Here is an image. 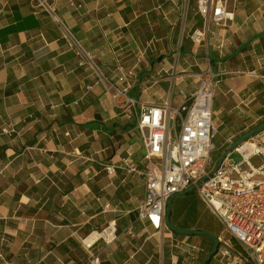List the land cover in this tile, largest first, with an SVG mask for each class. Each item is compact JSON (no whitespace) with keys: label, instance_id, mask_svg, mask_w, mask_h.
<instances>
[{"label":"crops","instance_id":"crops-1","mask_svg":"<svg viewBox=\"0 0 264 264\" xmlns=\"http://www.w3.org/2000/svg\"><path fill=\"white\" fill-rule=\"evenodd\" d=\"M54 5L60 21L30 0H0V264H205L210 236L172 229L181 211L168 204L164 226L140 220L143 176L105 167L131 153L148 170L136 106L176 107L201 76L216 80L222 150L264 125V0H238L233 21L195 41L204 24L195 0ZM61 22L104 79L79 65ZM122 75L136 105L120 110L106 88L124 87ZM109 222L114 240H89ZM207 264L235 262L215 254Z\"/></svg>","mask_w":264,"mask_h":264},{"label":"built area","instance_id":"built-area-1","mask_svg":"<svg viewBox=\"0 0 264 264\" xmlns=\"http://www.w3.org/2000/svg\"><path fill=\"white\" fill-rule=\"evenodd\" d=\"M197 12L203 16L204 24L195 31L192 39L200 40L209 31L211 23L225 27L233 21V8L238 0H195ZM55 0H30L33 7H41L56 21ZM62 25V35L67 48L75 52L79 65L91 67L101 79L104 76L93 56L84 49L80 40L69 27ZM124 87L112 85L113 105L117 109L135 106L127 91L130 83L125 75L121 78ZM216 80L201 76L196 90L184 95L181 103L172 107L163 104L138 103L136 106V127L142 140L144 160L148 170L140 169L127 153L115 168L143 176V201L138 207L140 220H157L164 226L166 205L170 198L187 191H195L202 201L215 213L223 228L217 236L218 248L215 254L232 257L235 264H264V130L235 147L223 159L216 170L211 169V154L214 136L217 132L213 111ZM90 88L89 86L86 87ZM123 96V101L116 99ZM259 139V140H258ZM232 143V140H228ZM232 152L241 155L238 162L229 156ZM252 158H259L258 167L251 164ZM109 243L116 238L114 224L93 232ZM82 243L91 247L90 242Z\"/></svg>","mask_w":264,"mask_h":264},{"label":"rangeland","instance_id":"rangeland-1","mask_svg":"<svg viewBox=\"0 0 264 264\" xmlns=\"http://www.w3.org/2000/svg\"><path fill=\"white\" fill-rule=\"evenodd\" d=\"M221 130L222 128H217L218 132H216L213 139L215 148H213L211 154L210 171H213L215 165L222 158L224 151L227 149L226 148L225 150H222V148L219 147L222 140L220 134ZM142 153L143 150L141 149L139 154L143 155ZM229 157L235 162H238L241 159V155L237 152H232ZM250 162L252 165L258 167V165L261 163V160L259 158H252ZM170 207H172L173 210L179 209L181 211L180 220L182 223L174 225V215H172V220H170L171 227L174 229H178L180 231H189L191 228H193V231L202 232L210 237H216L223 231L224 227L222 226L216 214L212 213L211 209L202 202L201 198L198 197L195 191L183 192L182 194L172 196L169 202V209ZM189 224L193 225V227H190ZM207 236L204 238H208Z\"/></svg>","mask_w":264,"mask_h":264},{"label":"water","instance_id":"water-1","mask_svg":"<svg viewBox=\"0 0 264 264\" xmlns=\"http://www.w3.org/2000/svg\"><path fill=\"white\" fill-rule=\"evenodd\" d=\"M262 130H264V125H261V126H259V127H257V129H255V130H252V131H250V132H248V133H246L245 135H243V137L240 139V140H238L237 142H235L234 144H232L231 146H229L228 147V149L225 151V153L223 154V156H222V158L218 161V163L215 165V168L213 169V170H216L217 168H218V166L220 165V163L223 161V159H225L227 156H228V154L235 148V147H238V146H240L245 140H247V139H249V138H251L253 135H255V134H257L258 132H260V131H262ZM170 201V200H169ZM168 204V206H167V212H168V210H169V202L167 203ZM172 229H174V228H172ZM176 232H178V233H182V234H191L192 232H190V231H180V230H178V229H174ZM200 233H202V232H197V234H200ZM211 238V240H212V243H213V248H212V250H211V252H210V255L207 257V259H210V257L211 256H213V255H215V253H216V251H217V248H218V245H219V243H218V238L217 237H210Z\"/></svg>","mask_w":264,"mask_h":264},{"label":"bare ground","instance_id":"bare-ground-1","mask_svg":"<svg viewBox=\"0 0 264 264\" xmlns=\"http://www.w3.org/2000/svg\"><path fill=\"white\" fill-rule=\"evenodd\" d=\"M98 236V234L97 233H94L90 238H89V240L91 241L92 239H94V237H97Z\"/></svg>","mask_w":264,"mask_h":264},{"label":"trees","instance_id":"trees-1","mask_svg":"<svg viewBox=\"0 0 264 264\" xmlns=\"http://www.w3.org/2000/svg\"><path fill=\"white\" fill-rule=\"evenodd\" d=\"M212 259V256L210 257V259L206 260L205 264L209 263Z\"/></svg>","mask_w":264,"mask_h":264}]
</instances>
